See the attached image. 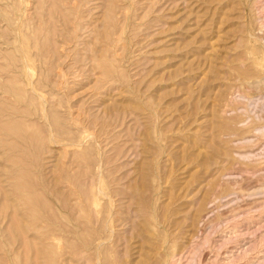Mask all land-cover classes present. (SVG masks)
<instances>
[{
    "label": "rangeland",
    "instance_id": "obj_1",
    "mask_svg": "<svg viewBox=\"0 0 264 264\" xmlns=\"http://www.w3.org/2000/svg\"><path fill=\"white\" fill-rule=\"evenodd\" d=\"M0 264H264V0H0Z\"/></svg>",
    "mask_w": 264,
    "mask_h": 264
},
{
    "label": "bare ground",
    "instance_id": "obj_2",
    "mask_svg": "<svg viewBox=\"0 0 264 264\" xmlns=\"http://www.w3.org/2000/svg\"><path fill=\"white\" fill-rule=\"evenodd\" d=\"M109 25H110V23H109ZM120 27H121V26H120ZM115 37H116V36H115ZM101 65H102V64H101ZM104 69H105V68H104ZM105 70H106V69H105ZM252 104H253V103H252ZM12 126H13V125H12ZM12 126H11V127H12ZM11 127H10V128H11ZM8 128H9V127H8ZM6 129H7V128H5V130H6ZM29 138H30V137H29ZM31 138H32V137H31ZM35 144H36V143H35ZM23 174H25V173H23ZM32 178H33V177H32ZM33 180H34V179H33ZM66 180H67V179H66ZM83 181H84V180H83ZM34 182H35V181H34ZM30 183H31V182H30ZM81 184H82V183H81ZM24 186H26V185H24ZM27 186H28V185H27ZM97 187H98V186H97ZM105 187H106V186H105ZM85 188H86V187H85ZM25 189H28V188H25ZM79 190H80V189H79ZM82 190H83V189H82ZM85 190H86V189H85ZM102 191H103V190H102ZM35 192H36V191H35ZM99 192H100V191H99ZM39 193H40V192H39ZM41 193H42V192H41ZM103 193L106 194V192H102V194H103ZM37 194H38V193H37ZM34 195H36V194H34ZM39 195H40V194H39ZM68 195H69V194H68ZM85 195H88V193L86 192ZM36 196L38 197V195H36ZM81 196H82V194H81ZM31 197H32V196H31ZM37 197H36V198H37ZM40 197H41V196H40ZM44 197H45V196H44ZM42 198H43V196H42ZM68 198H69V197H68ZM34 199H35V197L33 198V200H34ZM40 199H41V198H40ZM40 199H38V200H39V201H42V200H40ZM70 200H71V199H70ZM83 200H84V199H83ZM44 201H45V200H44ZM84 201H85V200H84ZM35 202H36V201H35ZM67 202H68V201H67ZM39 203H40V202H39ZM45 203H46V202H45ZM141 204H142V203H141ZM37 205H38V204H37ZM49 205H50V204H49ZM40 206H41V205H40ZM43 206H44V203H42V209L44 208ZM62 206H63V205H62ZM65 206H66V205H65ZM85 206H86V205H85ZM141 206H143V205H141ZM48 208H49V212H48V209H47V213L50 214V213H51V212H50V211H51V210H50L51 208H50V207H48ZM63 208H64V207H63ZM67 208H68V207H67ZM70 208H71V207H70ZM142 208L145 209L144 207H142ZM44 209H45V208H44ZM71 209H72V208H71ZM71 209H70L69 211H71ZM86 209H87V208H86ZM84 210H85V209H84ZM36 211H37V210H36ZM42 211H43V210H42ZM82 211H83V209H82ZM110 211H112V210H110ZM44 212H45V211H44ZM72 212H73V211H72ZM72 212H71V213H72ZM83 212H84V211H83ZM143 212H145V211H143ZM74 213H75V212H74ZM74 213H73V214H74ZM73 214H72V215H73ZM41 215H42V213H41ZM50 215L53 216L54 213H52V214H50ZM83 215H84V214H83ZM36 216H37V215H36ZM46 216H47V215H46ZM70 217H71V216H70ZM72 217H73V216H72ZM47 218H48V217H47ZM53 218H54V217H53ZM55 218H56V217H55ZM51 219H52V217H51ZM53 220H54V219H53ZM56 220H58V219H55V221H56ZM55 221H53V222H55ZM79 222H80V221H79ZM82 222H83V221H82ZM90 222H91V221H90ZM80 223H81V222H80ZM88 223H89V222H88ZM157 224H158V223H157ZM16 225H17V224H16ZM50 226H51V225H50ZM51 228H52V227H51ZM87 228H88V227H87ZM105 228L108 229V228L106 227V224H105ZM14 229H15V228H14ZM49 230H51V229H49ZM165 231H166V230H165ZM19 232H20V230H19ZM49 232H51V231H49ZM110 232L112 233V230H111ZM84 233H85V232H84ZM89 234H90V233H89ZM85 235H86V233H85ZM167 235H168V233H167ZM167 235H166V236H167ZM167 240H168V239H167ZM75 248H76V245H75ZM46 249H47V248H46ZM48 249H49V248H48ZM44 250H45V249H44ZM42 251H43V250H42ZM45 251H46V250H45ZM77 254H78V253H77ZM77 254H76V255H77ZM105 257H106V256H105ZM167 260H168V259H167ZM248 262H249V261H248Z\"/></svg>",
    "mask_w": 264,
    "mask_h": 264
}]
</instances>
